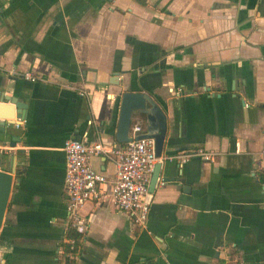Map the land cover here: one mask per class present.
Instances as JSON below:
<instances>
[{"label": "crops", "instance_id": "obj_1", "mask_svg": "<svg viewBox=\"0 0 264 264\" xmlns=\"http://www.w3.org/2000/svg\"><path fill=\"white\" fill-rule=\"evenodd\" d=\"M2 90L26 106L0 132L18 178L0 264H264V0H0ZM124 90L161 109L160 155L215 154L159 162L145 228L108 198L82 203L87 226L67 254L62 141L118 142ZM133 123L146 132L145 113ZM90 162L112 175L111 159Z\"/></svg>", "mask_w": 264, "mask_h": 264}, {"label": "built area", "instance_id": "obj_2", "mask_svg": "<svg viewBox=\"0 0 264 264\" xmlns=\"http://www.w3.org/2000/svg\"><path fill=\"white\" fill-rule=\"evenodd\" d=\"M19 74L29 80L43 79L29 71ZM79 93L87 95L84 88ZM141 134L140 125L133 123L128 130L130 139L122 143L101 140L87 142L75 137L62 141L66 223L75 232L82 234L87 226L86 218L78 211L79 206L87 200L103 198L111 200L132 224L145 228L152 197L147 189V179L153 163L172 160L181 164L191 157L211 160L215 154L202 146H195L155 155L153 138ZM2 150H5V146L0 144ZM92 156L111 159L114 164L112 175L105 176L95 169L90 162ZM67 240L71 241L69 238Z\"/></svg>", "mask_w": 264, "mask_h": 264}, {"label": "water", "instance_id": "obj_3", "mask_svg": "<svg viewBox=\"0 0 264 264\" xmlns=\"http://www.w3.org/2000/svg\"><path fill=\"white\" fill-rule=\"evenodd\" d=\"M25 106L26 103L16 94L7 95L3 92V90L2 92L0 91V110L2 109L5 111L0 112V132L3 136L9 132V125L14 123V119L11 118L13 115L17 119H23L25 117ZM10 108L14 109V114L13 112H10ZM134 110L145 113L147 119L146 132L141 135L153 138L154 153L155 155H160L165 119L157 103L146 92L138 90H124L120 93L116 129L114 133L115 140L123 142L130 139V136L128 135L130 127V114ZM153 117L157 119L159 125L157 131L154 133L150 130V126L153 124ZM9 157V155L0 154V162L2 160L4 161V164L0 166V226L2 224L3 214L7 206L8 197L11 193L10 190L12 183H16L18 181L17 177L13 178V174H15L16 171L10 169ZM159 167V162H155L152 166L147 185L148 191H151L153 188Z\"/></svg>", "mask_w": 264, "mask_h": 264}, {"label": "trees", "instance_id": "obj_4", "mask_svg": "<svg viewBox=\"0 0 264 264\" xmlns=\"http://www.w3.org/2000/svg\"><path fill=\"white\" fill-rule=\"evenodd\" d=\"M139 2H143V0H138ZM65 236L71 241L66 240L62 242V248L67 254H74L78 251V241H79V233L75 232L72 227L67 226L65 231Z\"/></svg>", "mask_w": 264, "mask_h": 264}]
</instances>
